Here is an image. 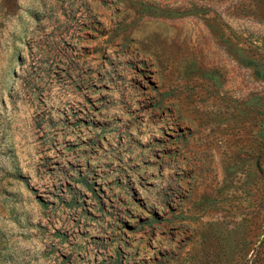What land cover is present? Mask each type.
I'll return each mask as SVG.
<instances>
[{"label": "rangeland", "instance_id": "1", "mask_svg": "<svg viewBox=\"0 0 264 264\" xmlns=\"http://www.w3.org/2000/svg\"><path fill=\"white\" fill-rule=\"evenodd\" d=\"M0 264H264V0H0Z\"/></svg>", "mask_w": 264, "mask_h": 264}, {"label": "crops", "instance_id": "2", "mask_svg": "<svg viewBox=\"0 0 264 264\" xmlns=\"http://www.w3.org/2000/svg\"><path fill=\"white\" fill-rule=\"evenodd\" d=\"M96 50H98V49H96ZM113 50L111 52H113ZM97 52H99V51H97ZM153 52L155 53V51H153ZM145 53H146L145 46H137L136 48L128 46V47L125 48V51H121V53L116 52V54L118 55L119 58H122L121 56H119L121 54L127 56L128 60L126 59V61H127L125 63L126 67L125 66L123 67V68H126V71L125 70L119 71V69L117 67H114L113 65H109V67H108L106 65V63H105L106 61H105L104 62V66H102V70L103 71H101L98 74V76L101 77V76L105 75L107 77L108 75H111L112 79L109 80V82L98 83V85H96L95 89L91 88V93L90 94L93 95V92L100 93L102 91L106 92L105 94L117 93L116 91H117L118 82L120 83L121 82L120 78L126 75L128 79L122 80V81L126 80V84H125L126 85V95L128 97H132V98L136 97V99L138 97H143V99H145V97H146L147 99H149L152 102L151 105H148V106H152L151 108L149 107V110L153 111L154 120H155V122L157 124L156 128L158 130H160V128H161L160 125H162V119H164L165 117L166 118L168 117L167 116V112H165V113L163 112V114H160V111L163 110L162 109L163 107H161L160 105H161L162 102H165V101L169 102V98H168L169 92H168V88L164 86V85H167V84L158 82V83H156V85H154V84L151 85V83L149 81L146 82V83H144L145 82L144 81V82H142L140 84V80H138V79H136L134 77V76H136L137 78H139V76H140L143 79L145 78V77H143V70H144L143 66L145 65L143 63H144V60H147V59H145L146 58L145 57ZM112 54H114V53H112ZM131 54L134 55L136 57V60H137L136 63H133L134 65L131 64V62L129 63V58L132 57ZM116 60H119V59H116ZM131 77H132V79H131ZM91 80L93 81V78ZM95 82L96 81H93V85H94ZM97 103L98 102H96V104ZM97 106L99 107L98 104H97ZM165 114H166V116H165ZM182 122H186V120L183 119ZM170 131L171 130H169V129H165V135H167V133H169ZM180 131H181V129H179V132ZM181 134H182V131H181ZM156 142L159 144V148H160V145H161V147H162V144L165 145L162 142V140H160V139L156 140ZM172 151L173 150L164 151V152H162V156H164V158H165V160L167 162L171 161L173 163L175 161V163L178 164L177 159L175 158L176 160H174L175 156H174L173 153H171ZM115 166H117V165H115ZM122 166H124V164H122ZM135 167H137V165H135ZM136 169H137V172L140 171L139 167L136 168ZM113 170H114V167H112L110 169L111 172ZM132 170L134 171V168H132V166L129 167V169H128L129 174L131 173ZM119 171H120V174L122 175L123 174L122 173L123 172L122 168H119ZM137 174L138 175H142L143 173L139 172ZM122 180H123V178L115 179L114 182L111 183V185L113 187L110 190H113L115 192V190L117 189L118 186H120V187L122 186V184H121ZM75 181L77 182L76 179H75ZM78 181H80L81 184H84L86 186L88 184V187L90 186L89 181L87 183L86 180L81 179V178ZM141 186L142 185L139 184V187H141ZM134 202H135V200L129 201L128 202V207H132L133 208L134 207V205H133Z\"/></svg>", "mask_w": 264, "mask_h": 264}]
</instances>
